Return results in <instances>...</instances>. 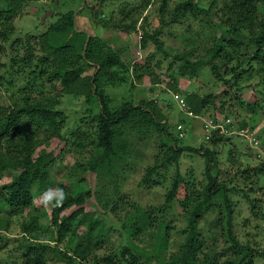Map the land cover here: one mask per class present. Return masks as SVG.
<instances>
[{
  "label": "rangeland",
  "instance_id": "374dc122",
  "mask_svg": "<svg viewBox=\"0 0 264 264\" xmlns=\"http://www.w3.org/2000/svg\"><path fill=\"white\" fill-rule=\"evenodd\" d=\"M0 1L1 5H8L7 0ZM186 1L172 0L164 18L168 25L161 21L159 0L147 5L143 0H86L83 8V0L16 2L15 15L6 25V30L11 31L10 38L0 40V123L11 109L21 106L29 93L32 100L48 103L61 113L55 116L57 123L62 120L63 125H58L59 129L55 133L47 127L37 128L34 132L39 139L36 154L42 150L53 151L55 163L48 168L47 180L34 185L33 205L13 212L0 199V264H26L21 245L26 242L27 236L55 245L58 228L52 224L51 206L45 207L40 197L47 189L61 186L69 192L85 194L90 191L93 194L91 199L85 201V212L89 215L81 219V228L77 232L84 234L94 224L88 234L93 243L88 256L90 261L115 250L127 253L124 249L128 236L124 227L127 225L132 229L136 226L134 238L146 254L138 264H165L160 262L163 248L157 252L160 243L157 238L159 227L157 223L144 227L145 211L154 210L153 220L163 221L167 225L169 247L164 255L168 261L169 257L179 252L186 239L188 220L180 202L184 198L185 187L190 195L199 197L207 185L205 157L199 153L185 152L179 160V170L184 181L180 196L173 206L164 207L177 171L174 162L169 164L168 161V147L172 143L153 128H134L131 123L120 127L123 139L129 145L126 159L116 162L110 173L100 169L98 173L90 174L87 163L94 154L93 141L97 140V121L93 115L99 113L98 104L95 100L86 102L84 96L67 95L59 78L49 80L50 74L55 72L59 64L58 58L64 60L68 68L73 63H83L80 58V39L71 42L72 47L65 56L59 53L51 55L49 52L51 46L54 49L64 39L53 25L70 12L74 13L76 20L75 30L85 33L87 38L89 34L96 40L91 66L84 65V75H93L99 57L110 52L130 69L128 74L122 75L126 82L116 86L105 85L113 107L119 108L124 102L137 105L141 100L153 99L159 93V104L164 110L168 132L176 133V124L181 122L180 111L170 95L171 91L163 93L160 90V85L172 90L170 85L175 82L178 91L184 96L197 94L209 97L203 112L206 116L222 114L236 122L252 123L264 152V72L254 71L251 78L246 75L239 81L228 74L225 78L217 76L212 70L213 65H222L224 73L236 64L234 59L224 61L214 55L216 45L231 52L226 43L219 42L227 31V26L221 24V20L225 19L222 12L225 0H193L196 5L193 12L183 11L179 21L172 22V7ZM95 5H99V20L126 27L134 25L137 28L141 25L143 34L146 29L156 35V39L162 43L163 51L158 50L154 40L146 41L145 36L140 42L138 31L134 28L126 33L96 23L90 9ZM48 11L53 13L43 19ZM76 12L79 16L75 17ZM43 36L48 38L46 43L42 41L45 38ZM252 53L249 51V54ZM181 57L192 63L204 61L205 65L193 72ZM36 67L49 70L41 81L32 86L30 80ZM137 67L140 77L135 75ZM27 88L30 90L25 92ZM251 104L253 107L249 108ZM90 110L94 114H90ZM199 125L195 123L196 129L190 128L180 146L197 149L201 146L204 135L202 129H198ZM60 130L66 139L63 143L57 138ZM206 146L217 152L218 169L213 175L229 191L232 237L239 245L253 249V256L247 263L264 264V179H256L251 184L240 178L244 169L256 167L264 156L258 158L247 142L237 137L215 146ZM231 150L234 151L232 155ZM153 167L158 168L157 175H154L149 185L143 184L147 171ZM17 174L15 170L7 171L0 180V186L9 183ZM74 209L65 214H70ZM34 216L38 218V223L33 234H23V226ZM227 222L223 197H218L203 211L199 220L202 246L198 257L201 261L205 260L208 264H235L242 258L243 254L235 253L232 248L234 245L228 238ZM71 235L74 234L70 233L68 240L58 243V247L68 249L71 244H76V237ZM97 239L101 241L99 246L94 244ZM48 259V264H65L51 251L48 252Z\"/></svg>",
  "mask_w": 264,
  "mask_h": 264
},
{
  "label": "trees",
  "instance_id": "16d2710c",
  "mask_svg": "<svg viewBox=\"0 0 264 264\" xmlns=\"http://www.w3.org/2000/svg\"><path fill=\"white\" fill-rule=\"evenodd\" d=\"M7 1V6H3L0 3V40H7L10 38L11 31L6 30V25H8V20L15 15L17 9L16 2L18 0ZM159 1H161V21L164 25H168L164 18L165 13L170 10L168 7L172 0ZM143 3L147 5L150 3V0H143ZM194 6L196 5L193 0L175 4L171 10L173 13L172 22H178L179 15L183 11L193 12ZM98 7L99 5L90 7L92 18L103 27H113L126 33H129L131 28L137 29L134 25L126 27L119 23H106L99 20L97 17ZM222 12L225 19L221 20V24L227 26V31L223 34V37L219 39V42L222 41L226 43L225 45L229 46L228 49H230L231 52L225 50L226 48L223 49L222 46L218 47V45H216L215 48L217 49L214 55L218 59H223L224 61H227L226 59L229 61L232 59L233 61L234 59L236 64H233L230 68L227 67L228 69L223 73L222 65L217 63L213 65L212 68L214 73L222 77L228 74L239 81L246 75H248V78H251L254 71L258 73L264 72V0H225ZM53 27L58 34L64 36V39L59 41L54 49L51 46L52 49L49 51L51 52L50 54L54 55L59 53L65 56L72 47L71 42L75 39H80L82 41L80 58L83 60V63L81 65H74L75 63H73L71 64L72 66L68 68L65 65V61L58 58L59 64L55 68V72L50 74L49 80L59 78L61 86L67 95L84 96L86 102L89 103L95 100L99 107L98 114H94V112L90 110V114L93 113V117L95 116V120L97 121V140L96 142L93 141L94 154L91 161L87 163L90 174H96L100 169L110 173L116 162H122L126 159V155L129 153V145L124 141L123 132L120 131V127L125 123H131L134 128H153L172 143V145L168 147V161L169 164H172L171 161L174 162L177 171L172 188L166 196L164 205L166 208L173 206L178 200L181 188L183 187L182 185H184L179 170V160L182 155L185 152H194L202 154L206 159L207 185L203 193H200L199 197L193 194L190 195L188 189L185 187V195L180 202L188 220L186 239L179 252L169 257L168 261H166L167 259L164 255L169 247V240L166 236L167 225H165L163 221L157 222L153 220L154 214H152V212L154 210H152V212L145 211L146 225L144 227H151L153 223H157L159 227L157 238L160 243L157 245V252L163 248L160 262H166L165 264H208L207 261H201L198 257V253L202 246L201 239L199 238L198 224L203 211L213 204L218 197H223L228 216V222L226 224L228 238L230 242L233 243L232 245H234L232 246L234 252L243 254L242 258L235 264H250L247 263V260L253 256L252 253H254V251L248 246L239 245L232 237V209L231 200L228 196L229 191L225 184H220L217 177L213 175V172L218 169L217 152L209 146H206H215L224 141H230L232 138H227L219 134H212L211 140L206 141L204 139L198 149L190 146L182 147L179 144L183 139H179L176 128V133L168 132L164 110L161 104L156 103L153 99L147 101L141 100L137 105L124 102L119 108L113 107L111 99L105 91V85L109 84L116 86L117 84L126 82L125 77L122 75L124 73H129L130 69L128 65L120 61L119 57L110 52L105 56L99 57V63L95 67L93 75H84V65L91 66L96 40L91 37L87 44V35L75 30L73 12L65 15L64 18L53 25ZM144 33L146 41L154 40L158 50L163 51L162 43L156 39L155 34H152L146 29H144ZM43 37L45 38H42V41L46 43L48 38H46V36ZM249 51H253V53L249 54ZM180 59L185 60V64L188 65L193 72H197L198 68L205 65L204 61L192 63L185 57H181ZM137 70L138 67L135 68V75L140 77ZM47 71H44L41 67H36L35 70L32 71L30 84L33 86L41 81L43 78L42 76L47 73ZM170 88L172 91L179 92L175 82L170 85ZM28 90H30V88H27L25 92ZM185 97L194 113L197 115H205L203 112L209 102V97L205 98L197 94ZM23 100L24 102L21 103V106H17L16 109H11L0 123V180L5 177L6 172L10 169L18 173L9 183L0 186V199L13 212H19L33 205L34 185L47 180L48 168H51L55 163L53 151L47 152L42 150L40 153L36 154L39 139L35 137L34 132L37 128L42 129L43 127H47L55 133L59 129L57 126L63 125L62 120L57 123L55 116L56 114L61 115V113L50 106V104L39 100H32L29 93ZM170 106L172 107V105ZM252 107V104L249 105V108ZM180 118V123L188 122L182 115H180ZM195 123L199 122L195 121L192 126L190 123L189 127L196 129ZM237 123H239L240 129L250 128L254 130L253 124L249 123V121H240ZM199 126L198 129H202L201 125ZM57 138L61 143L66 141L61 134V130L58 132ZM76 139H78V136ZM233 152L234 151L231 150L230 154L232 155ZM158 171L157 167L149 169L142 183L149 185ZM240 175L242 181L251 184H253L256 179H264V158L260 159L259 165L244 169ZM60 188H62L68 196L61 207H51L52 224L58 228L56 241H54L55 245L51 246L41 241L42 239H33L27 236L25 238L26 242L21 245L24 249L23 259L26 264H48L49 251L55 253L65 264H90L92 261H94L93 264H138L141 262L146 254L141 249L140 245L136 243L134 238V231H136L137 228L136 226L133 229L131 227L128 228L127 225L124 227L128 235L126 244L124 245V249L127 253L115 250L109 255H104L90 261L88 256L93 248V243L91 242V236H88V234L93 230L94 224H91L89 230L84 234H77V232L81 228V219H83V217L87 218L89 215L85 212V201L86 199H91L93 194L90 191L85 194L69 192L64 186ZM72 208L75 209L70 214H65ZM160 209L159 211H164V209ZM37 223V217L34 216L31 218L30 222L23 226V234H33V229ZM147 228L144 232L147 231ZM70 233L74 234L71 236L76 237V244H71L68 249L59 248L58 243H62L66 239L68 240ZM100 242L101 241L97 239L94 243L95 246H99Z\"/></svg>",
  "mask_w": 264,
  "mask_h": 264
},
{
  "label": "built area",
  "instance_id": "2783aa9c",
  "mask_svg": "<svg viewBox=\"0 0 264 264\" xmlns=\"http://www.w3.org/2000/svg\"><path fill=\"white\" fill-rule=\"evenodd\" d=\"M154 1L155 0H150V3H153ZM136 30L138 31V39L141 42L144 37L141 25H139ZM160 90L164 91L163 93H166V91H171L170 95L178 107L180 115H182V117L188 121L187 123H178L176 126L179 139H184L187 136V133L190 131V123L192 126L194 125L192 122L198 121L202 127V130L204 131V139L206 141L211 140L212 134L223 135L227 138L237 137L243 141H246L249 148L256 153L258 158H262L264 156V152H262L261 141L257 137L255 130L250 128L240 129L238 125L239 123L227 115H197L192 111L186 97L182 93L172 91L161 85ZM159 98L160 95L158 93L154 96L153 100L156 103H159Z\"/></svg>",
  "mask_w": 264,
  "mask_h": 264
},
{
  "label": "clouds",
  "instance_id": "9594fccd",
  "mask_svg": "<svg viewBox=\"0 0 264 264\" xmlns=\"http://www.w3.org/2000/svg\"><path fill=\"white\" fill-rule=\"evenodd\" d=\"M68 194L62 188H49L40 197L45 207H61Z\"/></svg>",
  "mask_w": 264,
  "mask_h": 264
},
{
  "label": "water",
  "instance_id": "95a60500",
  "mask_svg": "<svg viewBox=\"0 0 264 264\" xmlns=\"http://www.w3.org/2000/svg\"><path fill=\"white\" fill-rule=\"evenodd\" d=\"M86 4V0H83V4H82V8L84 7V5ZM81 10V9H80ZM53 13V11H48L47 13H46V15H45V17H43V19L44 18H46V17H48L49 15H51ZM78 15V12H76L75 13V17ZM42 19V20H43ZM76 19V18H75ZM75 27H76V20H75ZM90 36H89V34H88V38H87V44L89 43V41H90ZM87 44H86V46H87Z\"/></svg>",
  "mask_w": 264,
  "mask_h": 264
}]
</instances>
